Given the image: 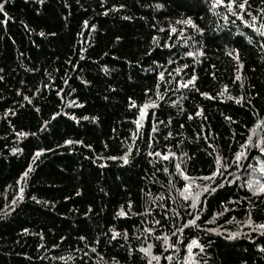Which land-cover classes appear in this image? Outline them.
<instances>
[{
  "label": "trees",
  "instance_id": "1",
  "mask_svg": "<svg viewBox=\"0 0 264 264\" xmlns=\"http://www.w3.org/2000/svg\"><path fill=\"white\" fill-rule=\"evenodd\" d=\"M249 3L254 14L258 6L264 7L260 0ZM5 7L10 18L0 24V264H146L139 249L159 242L142 229L155 228L156 234L175 240L171 233L201 207H188L190 202L179 195L184 181L174 165L193 177L207 175L209 152L234 164L231 157L248 136L253 142L264 137L258 128L264 124V40L225 6L213 9L212 0H104L103 7L101 0H45L42 5L11 0ZM188 17L204 30L202 36L175 23ZM170 23L184 31L169 38ZM164 43L171 47L159 46ZM234 48L243 68L229 55ZM169 59L174 62L169 64ZM175 69L181 71L177 74ZM160 71L168 81L160 91L172 90L158 101L161 107L146 109L136 135L132 121L138 107L129 108V98L137 105L147 97L157 100L154 91L146 97L145 89H154ZM192 75L199 91L180 87ZM229 95L240 97L241 103ZM153 125L158 132L151 131ZM18 132L28 135L19 137ZM65 140L82 143L64 144ZM13 148L20 151L14 153ZM129 148L128 165L104 159L122 156ZM40 149L45 151L35 156ZM154 151L175 156L165 161L147 155ZM249 155L256 159L229 168L233 175L225 173L226 187L207 197L197 221L201 227L187 228L183 236L177 233L182 240L197 238L206 244L205 253L194 249L202 264H264V236L247 223L249 213L254 224L264 223V196L247 188L249 180L264 179L259 172L262 161L258 149ZM29 164L33 170L17 184ZM21 186L24 199L13 205ZM121 210L123 217L117 215ZM220 211L223 215H214ZM165 213L169 219L156 225L153 221ZM110 228L121 234L116 240ZM208 228L219 235L206 233ZM232 233L239 235L227 239ZM177 247L186 253L183 244ZM160 251L152 249L154 254ZM169 254L179 255L174 249L165 253ZM161 264L175 260L162 259Z\"/></svg>",
  "mask_w": 264,
  "mask_h": 264
},
{
  "label": "snow or ice",
  "instance_id": "2",
  "mask_svg": "<svg viewBox=\"0 0 264 264\" xmlns=\"http://www.w3.org/2000/svg\"><path fill=\"white\" fill-rule=\"evenodd\" d=\"M11 0H0V14H2L3 18H0V24L6 23L7 19L10 17L8 16V12L6 11V4L10 3ZM35 3L37 4H44L45 0H34ZM104 0H101V6L103 7ZM260 4L264 5V0H260ZM218 6H225L227 9V12L236 18V20H239L240 23L248 29H251L252 32L256 34L257 37L260 38V40H264V7L258 6L256 8L255 14L252 11V5L249 3V0H212V8L215 9ZM121 8L124 7V5H120ZM157 8L162 7V5H156ZM237 9L239 11H237ZM115 7L113 8V11H115ZM104 15H107V10L103 13ZM247 17V18H246ZM124 19H130V17L125 16ZM225 22H229V16L225 15L223 17ZM231 23L235 24V20L230 21ZM176 24H181V25H186L190 27L193 31L197 32L201 36L203 35L204 30L202 28H199V26L194 22V20L191 17L188 18H183V19H178L175 21ZM84 26L88 27V22H84ZM93 28H95V25H92ZM159 31L163 32L165 31L164 28H160ZM168 31H169V38H171L172 34L179 32H183L184 29H177L175 26H173L171 23L168 25ZM40 35H44V33H40ZM52 35H55V33H52ZM117 40L120 39V37L116 38ZM155 40L156 38L153 37ZM191 39V37H189ZM253 41L251 38L248 39V43L251 44ZM161 47H171L167 43H164L162 45H159ZM261 48H264V44L260 45ZM233 53H236L233 55ZM185 55L188 57H193L194 53L192 51H186ZM200 55H203V53H200ZM230 56L234 60H236L237 65L239 68H243L244 65L242 61L240 60L239 52L238 49H232V52L229 53ZM83 59V57H81ZM174 61L169 59L168 63L171 64ZM153 63L155 64V60H153ZM159 67V66H158ZM184 68H188L189 66L187 64L183 65ZM214 67V66H213ZM2 71V69H0ZM177 74L181 71V69H175L174 70ZM171 75V73H169ZM159 76V81L158 83L154 86V89H145V95L147 97V93L150 91H154V94L157 97V100H152L150 97H147V102L143 103L141 105H137L134 100L129 98V108L133 107H138V115L137 117L132 121L136 125V135L140 134V129L143 127V121L145 117L148 115L146 112V109L152 108L156 109L161 107V105L158 103V101L164 100V93L167 91H171L172 89L170 88H165L164 92H161L160 89L163 87L165 83L168 81L166 80L165 73L163 71H160L158 73ZM3 77L0 76V80H2ZM197 77L195 75H192L187 81H185L183 84H180V87H183L185 89H188L189 91L191 90H196L199 91V89L196 87L195 81ZM213 79H215V76L213 75ZM237 80L240 79L239 75L236 77ZM179 84L180 82L177 81ZM225 89H227V85L224 86ZM201 96L206 97L210 100L216 99V97L210 96L206 92H201ZM217 95H222V93H218ZM25 100H29V97L25 96ZM228 99L230 100H235L237 104L241 103V98L240 97H232L229 95ZM30 102V100H29ZM15 115V113H12ZM200 112H197L196 115H200ZM59 115V114H57ZM152 115H155V112L152 113ZM189 119H192V116L190 115L188 117ZM83 119L87 120L89 119L87 116L83 117ZM93 120L96 118L93 117ZM226 120L231 121V117L226 116ZM160 123H163V121H160ZM183 127V125H181ZM203 127V126H202ZM258 128L260 132L264 133V124L258 125ZM152 132H158L159 130L156 128V126H152L151 128ZM253 134H256V129L251 130ZM28 133L25 132H18L17 136L19 137H25L27 136ZM209 135H211V132H209ZM171 136V133L169 132L167 136H165V139ZM135 139V137H133ZM205 142H207V137L204 138ZM153 140V137L151 135L148 136V141H149V146L151 147V141ZM82 143L81 141H72V140H65L64 144H79ZM210 148L213 147V145L209 144L208 145ZM87 147H91V145H87ZM253 149H258L261 157V164L259 167V172L262 177H264V137L261 138L260 141L258 142H253L252 136H248L247 140L239 145L238 150L235 151L234 155L231 157V159L235 162L234 164L228 162L227 157H222L221 155H213V153L209 152L208 155L212 156V161L210 162L209 165V172L207 175H202L198 177H193L188 174H186V171L181 168L180 164H175V169L178 173V175L183 179L184 183L181 188L177 189L179 192V195L183 198L184 201L190 202L188 204V207L192 209H196L197 205H201L199 212H197L192 219H189L186 221V223L183 225V227H178L176 228L175 231L171 233V236L176 237L175 240H171L169 235L166 234H156L157 230L155 228H144L142 231L144 233H147L150 236H153L155 241H158L159 244H148L146 248L142 247L139 249L140 252L144 253L146 259V264H161V260H165L168 262H172L175 260V264H202V262L197 258L196 253L194 252V249H199L200 253H205L206 252V244L201 243L197 238H190V239H184L182 240L180 236H183L185 234V229L187 228H200L201 225L197 223L201 219L200 213L203 212L204 208L203 205L205 204V201L208 196H212L213 194H218V189H224L226 187V184L224 183L225 180H227V176H225V173H228V169L231 167H241L243 166V162L246 159H256L254 155L250 156L249 154L252 152ZM50 151V149H48ZM12 151L15 153L17 151H20V149L13 148ZM45 149H40L35 153V156L39 157L42 152H44ZM215 151V149H213ZM132 152V149L129 148L128 151H126L122 156H108L104 157V159L107 160H120L123 165H128L131 163L130 159V153ZM137 152H139V149H137ZM147 155L149 156H155V157H161L163 160L168 161L170 157H174L175 153L169 152L166 154H162L159 151H154V152H148ZM151 163V161H150ZM104 167L105 165H101ZM249 167H252L249 165ZM32 165H28V169L24 172L21 173L20 178L17 180V184H21V181H25L29 175V173L32 171ZM157 171H161V169H156ZM162 171L165 174H169V168L164 167ZM255 171V169H254ZM228 175H233V173H228ZM202 181L203 183H197V181ZM228 184H231L232 181L228 180ZM171 184V181L169 182ZM247 188L248 190L255 196H264V179L262 180H249L247 182ZM24 187L21 186L19 188L18 196L14 197L12 200V204L15 205L20 201H23L24 199ZM33 200H35V197H32ZM39 203V201H37ZM45 203H47L45 201ZM128 207L131 209V201L128 202ZM91 211V209H89ZM223 211H228V209H223ZM223 211L217 212L214 215L220 216L223 215ZM146 214L150 215V213ZM118 216L123 217L126 215V213L121 210L117 213ZM177 218H179V213L176 214ZM2 218V217H0ZM169 217L167 216V213H165L160 220H154L153 222L156 225H161V220L167 221ZM234 219V218H233ZM247 223L251 226H253L254 230L259 231L261 236H264V223H259V224H254V222L251 219V214L249 213V219ZM28 229L25 228L23 229L24 233H28ZM112 233L111 239L116 240L118 236L121 234L116 232L114 229H109ZM206 233H215L216 235H219V233L216 231L214 228H208L204 230ZM177 233L180 234V236L177 235ZM239 233H232L226 238L229 240H232L236 236H238ZM123 237L125 240L128 238V233L125 231L123 233ZM63 239V237L61 238ZM79 239L81 241H84L86 239L85 236L81 235L79 236ZM136 239H139V237H136ZM208 243L210 244L211 241L209 240ZM183 244L186 253L181 252V249L177 247V245ZM87 247V245H85ZM154 247H158L159 249H162L159 254H154L152 252V249ZM169 249H174L179 255L173 256L171 254L165 255L169 251ZM92 252H96V248L93 247L91 249ZM129 254L131 255V249L128 250ZM261 251H264V248L261 249ZM87 255V253H85ZM60 260H63L64 257L60 256ZM116 264H119L117 261ZM206 264V262H204Z\"/></svg>",
  "mask_w": 264,
  "mask_h": 264
}]
</instances>
